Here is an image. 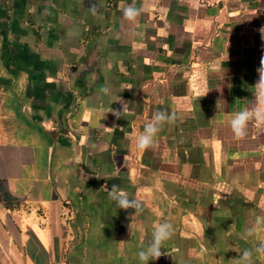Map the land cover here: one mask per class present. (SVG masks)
<instances>
[{"label": "crops", "instance_id": "obj_1", "mask_svg": "<svg viewBox=\"0 0 264 264\" xmlns=\"http://www.w3.org/2000/svg\"><path fill=\"white\" fill-rule=\"evenodd\" d=\"M132 2L0 0V264H142L165 221L148 264H237L264 240L243 238L264 218V125L230 128L255 104L264 0H135L130 23ZM157 110L175 122L139 152Z\"/></svg>", "mask_w": 264, "mask_h": 264}, {"label": "clouds", "instance_id": "obj_2", "mask_svg": "<svg viewBox=\"0 0 264 264\" xmlns=\"http://www.w3.org/2000/svg\"><path fill=\"white\" fill-rule=\"evenodd\" d=\"M90 10L95 14L96 5L93 4ZM140 14V9L135 6V0L123 9V17L130 23H135ZM259 31L261 33V38L264 39V26H262ZM257 73L259 79L252 87L254 89V106L237 111L230 120L231 131L237 140H241L246 136L250 121L254 120L257 124L264 125V57L261 58ZM101 91L106 95L109 93L107 87L103 88ZM127 110V104H124L123 111L112 109L111 112L119 119ZM175 119V114H171L166 110L155 111L151 118L144 124L143 131L134 133L130 136L134 148L139 152H144L152 148L155 144V138L164 125L173 124ZM108 195L119 209L127 210L132 208L135 209V214L142 211L140 202L135 198H130L126 191L119 190L115 184L111 186L110 190L108 189ZM256 224L257 226L245 229L243 238L246 239L255 236L260 231L258 226L264 224V218H258ZM174 232V226L170 222L165 221L156 226L155 230L152 232L151 242L137 254L142 264H148L150 260H158L164 255L162 252L163 246L172 238ZM254 255L264 256V240H259L253 249H244L239 253L237 264H255L253 259Z\"/></svg>", "mask_w": 264, "mask_h": 264}]
</instances>
